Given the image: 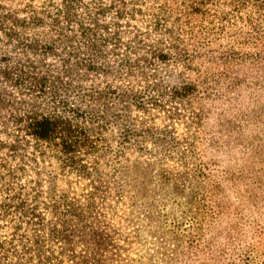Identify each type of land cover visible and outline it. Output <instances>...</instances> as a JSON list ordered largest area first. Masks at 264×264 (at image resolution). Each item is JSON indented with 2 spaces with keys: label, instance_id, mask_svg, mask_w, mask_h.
Masks as SVG:
<instances>
[{
  "label": "rangeland",
  "instance_id": "rangeland-1",
  "mask_svg": "<svg viewBox=\"0 0 264 264\" xmlns=\"http://www.w3.org/2000/svg\"><path fill=\"white\" fill-rule=\"evenodd\" d=\"M0 264H264V0H0Z\"/></svg>",
  "mask_w": 264,
  "mask_h": 264
},
{
  "label": "trees",
  "instance_id": "trees-1",
  "mask_svg": "<svg viewBox=\"0 0 264 264\" xmlns=\"http://www.w3.org/2000/svg\"><path fill=\"white\" fill-rule=\"evenodd\" d=\"M2 27L4 26L2 25ZM2 30L5 31V34H12V32L8 33L4 28H2ZM92 45L97 46L96 43H93ZM31 46H33V44ZM3 60H6V57L3 56L2 61ZM2 63H4V61ZM7 66L8 68H4L3 71L4 77L8 80H12L14 84L19 83L21 85H27V83H29V85L38 87L39 85H42V82L44 83V77L41 78L31 72L22 69L21 71H18L9 67V65ZM14 73H16V76ZM193 90V87L190 85H185L180 90H177V94L180 97H188L194 92ZM73 110L76 114H79L77 110ZM31 119L32 120L28 124L29 134L40 142L54 143L59 147V151L68 156L73 163L78 161V157L74 154L79 148L83 147L87 150L94 148V140L87 135L86 128L80 125V123H75L74 119L70 116L68 117L62 113H54L34 116ZM78 119L79 118H77V120Z\"/></svg>",
  "mask_w": 264,
  "mask_h": 264
}]
</instances>
